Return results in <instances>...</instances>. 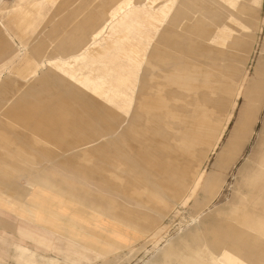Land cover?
<instances>
[{
	"label": "rangeland",
	"instance_id": "1",
	"mask_svg": "<svg viewBox=\"0 0 264 264\" xmlns=\"http://www.w3.org/2000/svg\"><path fill=\"white\" fill-rule=\"evenodd\" d=\"M140 1L130 0L118 9L113 0H0V85L13 79L25 90H47L53 97L52 84L70 90L68 81L77 82L81 75V83L93 79L100 88L91 93L119 108L112 114L90 103L100 117L94 125L97 129L108 130L110 124L122 125L132 118L181 150L182 159L193 158L200 179L191 174L183 178L164 156L141 154L131 140H124L128 152L115 153L108 147L101 154L74 159L77 149L64 150L63 142L43 137L46 130L37 115H7L3 108L15 92L0 94V135L6 137L0 138V166L12 168L25 194L20 201L14 190L0 186V211L12 206L16 233L23 227L41 226L47 242L41 251L45 257L19 243L15 254L22 259L0 260V264H58L52 243L58 234L66 239V256L60 260L70 264H178L171 256L174 249L187 255L188 264H207L202 226L214 227L220 239L232 242L236 237L247 239L243 227L236 225L241 220L256 237L247 250L251 257L258 251L252 258L264 264V0L236 1L246 8L242 14L228 7L230 0H170L167 6L165 0ZM217 28L226 34L221 36ZM234 48L239 58L231 61L228 56ZM56 62L64 66L54 75L48 66L54 68ZM43 76L48 78L39 84ZM221 87L228 88L227 95H222ZM86 100L81 96L76 101L85 105ZM79 111L87 118L92 115ZM27 120L36 128L19 134L18 127L22 130L21 122ZM88 131H81L87 144L91 143ZM72 132L62 131L61 136ZM14 141L40 161L15 147ZM66 155L74 160L71 164L61 163ZM139 160L153 166L159 183L150 186L159 190L157 196L136 179L135 168L151 175L138 167ZM88 162L96 174L83 176L80 169L88 171ZM113 164L126 173L125 178L111 172ZM49 173L60 179L55 190L61 194H52L50 188L46 210L32 203L35 191L29 186L35 177L43 179ZM210 177H218L221 186L208 203L201 188ZM45 182L53 185L51 178ZM133 192L159 210L143 207L128 196ZM77 206L84 208L79 212L84 215L77 213L76 221L85 226L74 235L70 222L81 211ZM56 207L62 219L56 218L52 210ZM181 242L185 246L179 248ZM225 245V250L238 251L240 257L250 255L236 241ZM3 252L0 259L6 257ZM163 252L171 254L165 258Z\"/></svg>",
	"mask_w": 264,
	"mask_h": 264
},
{
	"label": "bare ground",
	"instance_id": "2",
	"mask_svg": "<svg viewBox=\"0 0 264 264\" xmlns=\"http://www.w3.org/2000/svg\"><path fill=\"white\" fill-rule=\"evenodd\" d=\"M129 1L130 0H113V3L118 7V9H122L123 7H125V5L128 4ZM236 1H238V0L228 1L229 2L228 7H230L231 10L235 11L236 14L238 11H240V13L245 12L246 8L242 7L240 5H237ZM140 2H142V0ZM169 3L170 2L166 3V6L169 5ZM244 6H246V5H244ZM29 8L30 7L28 6L25 9L27 11H29L30 10ZM162 11H164V10H162ZM126 13H127V11H126ZM163 17H164V15H163ZM201 21L203 22L204 20L201 19ZM229 24L232 26V24H233L232 20L229 21ZM207 29L211 30L210 26L207 27ZM218 30L220 31L221 36L226 34L225 31H222L220 29H218ZM232 39L235 40L234 37H232ZM193 44H194V39H193ZM218 44L222 45L223 42L219 41ZM235 48L230 50V53L228 56L231 58V61H233L232 59L239 58V57H236ZM90 60H91V58H90ZM54 65H55L54 68L49 65L48 69H49V72H53V74L55 75V74H58V72L55 71L56 68L63 67L64 65H62L58 62L54 63ZM87 65H88L87 63H86V65H82V70L85 69ZM211 65H213V64H211ZM236 65H238V64H236ZM217 67H218V65H216V68ZM231 69H232V67H231ZM231 73H232V71H230L228 75L231 76ZM72 76H74V75H72ZM46 78H48V76H43L42 79L38 80L39 84L42 83L43 81H45ZM64 78L65 77L63 75H59V79H64ZM82 79H84V75L79 76V81H77V82L75 80H73V81L71 80V81L66 82L69 85L71 91L68 88L59 89L57 87L58 86L57 84H52L51 88L56 90V91H53V93H52L53 97H48V94L51 93L50 91H47V90L44 91L41 89L40 90L36 89L37 91L35 89L25 90L23 88L22 84H16L13 79H10L7 83V86H6L7 89H6L5 93L8 91H13L16 93V95L14 96V98L10 102L6 103V105L3 109L5 110V112H8L7 115L11 116V117H17V116H22V115L26 117V115H30V114H35L38 117H40L41 118V120H40L41 126L40 127L44 128L46 130L43 137L46 139L50 138L53 140V142H58V143L63 142L64 143L63 144L64 150H67L69 148L77 149L78 153L76 154L77 156L74 157V159H79V158L81 159V158L87 157L90 154H92V155L93 154H101L102 153L101 151L105 148L108 149V147L111 148L113 151H115V153L118 152V153L122 154V153L128 152L125 148L124 140H126V141L131 140L134 143L135 150L139 151L141 154H149L155 159H158L159 156H162V157L164 156V159L168 163L171 164L170 166H171V168H173L172 171L179 170L180 171L179 174L181 176H183V178L185 176H189L191 174V175H196L197 180L200 179L198 177L199 172L197 170V165H196L195 161L193 160V158L189 159V157H188V159H184V158L182 159L181 158L182 157L181 150L176 149V148H172L170 145H168L166 142H164L160 137H157V135H155V134H153L147 130H144L132 118H128V121H126L122 125H117V124L112 123V124H110V128H108V130H104L102 128L97 129L94 125H95V122L97 120H100V117H99V114L97 113L98 111L96 109H94L92 106H90V103H96V105H99V107H101V109H104V110L108 109L109 111H111L112 114L118 113L119 108L117 109L114 106H110V104L108 105V104L102 102V100L100 98V94L95 95L94 92L91 93V91L96 90L98 87L96 85V83L93 81V79L86 81V83H81ZM10 82H13L14 84H10ZM228 83H227V85H228ZM222 84H223V82H222ZM36 86H38V85H36ZM200 87L201 86H199V88ZM56 88H58V89H56ZM98 88H100V86ZM190 88L195 89L196 85H194L190 82ZM213 88H215V86H213L212 89ZM221 88H222V90H221L222 95H224V96L227 95L228 94V88L227 87H221ZM215 89H213V90H215ZM81 96L87 97V100H86L87 105L86 104L83 105L82 101L77 103L76 100L78 98L80 100ZM128 98H130V97H128ZM158 99L160 100L159 97H158ZM26 101H27V103H26ZM27 104H29V107H27L28 109L26 108V106H23V105H27ZM81 104L83 107L80 106ZM79 109H81V110L84 109L86 112L89 113V115L92 112V115L89 116V118H87V117L82 115V113L79 111ZM4 110H3V112H4ZM119 116L122 118V116L120 114H119ZM122 121H123V119L121 120V123H122ZM6 123H7V126L9 127L10 123L7 121H6ZM21 123L23 125L22 130L19 129V127L17 126L18 127L17 132L20 131L19 134L22 133L23 135H27L29 130L32 131L36 128V126L34 125V122L31 120L22 121ZM82 124L83 125L86 124V125H84L86 129L82 128L83 127V126H81ZM11 129L16 130V128H14V127H11ZM68 129L72 130L75 133L73 134V132H72V134L70 133L69 135H67V137L61 136L62 135L61 132L67 131ZM82 130L83 131L89 130L88 133H90L91 143L87 144V140L83 139L84 136L81 132ZM3 137L6 139L5 136L0 135V138H3ZM13 143H14L15 147L22 150V152L32 154L33 157H35L37 159V161L39 159H41V158L35 156V154H33L32 151H30L28 149L27 150L23 149V148H21L22 146L19 147L18 143H16L15 141ZM73 143H75L76 147L73 146ZM61 160H62L61 163L64 165L71 164L74 161V160H71L69 158V156H67V155L62 157ZM137 165H138V167L147 171L148 175H150V174L151 175L149 177H147L141 171H139V170H137V168H135L134 170L137 173L136 179L145 187V189H147V191L149 193H152L155 196H157L159 194V192H158L159 190L153 191L151 186H150L151 183H155V184L159 183L158 180H156L153 177V175H156V173L153 171V168H152L153 166L152 165L149 166L147 163H145L142 160H139ZM86 169L88 171H86L84 168L80 169V172L84 174L83 176H86L87 173H91L93 175L96 174V172H94L95 170H93V168L91 166V162H88V164L86 165ZM120 169L121 168L118 167L116 164H113L112 166H110V170H111V172H113V174L120 176V177L123 176L125 178L126 173L125 172L123 173L122 169L121 170ZM119 171H121L122 174L119 175ZM13 172L14 171L12 170V168H10L8 166H6V167L4 165L0 166V175H3L7 178L9 177L11 179L12 178L17 179L15 176L16 174H14ZM12 175H14L15 177ZM95 177H96V175H95ZM96 178H97L98 182L103 181V178H100V177H96ZM129 181H131V180H129ZM125 183H127V182H125ZM141 184H140V186H141ZM220 186H221V181L218 177H215V178L210 177L209 179H207L204 182L201 190H204L205 193L208 195V198H209L208 203H210L217 196L218 192H220L219 191ZM113 190H115V189H113ZM128 196L129 197L131 196L139 204H141L145 208H148L149 210L150 209L155 210V211L159 210L158 207L155 204L149 202L145 196H142V195H140L138 193H134V192ZM244 224H245V220H241L237 223L238 226L243 227V229L245 230V238L246 237H247V239L252 238V240L249 241L247 239H244L243 237H236V239L234 238V241H236L239 245L240 244L244 245V247L242 246V248L244 249V253L250 254L248 257L237 256L238 258H236V254L238 253V251H232L231 253L225 252V250H224L226 247L225 243H227L228 241L226 240L224 243L219 242V236L216 234V233H218V231L216 229H214L212 231V233H210V231L206 230L200 234L203 241L208 246L206 249L203 250L204 255L206 257L207 264H230V263H232V264H250L249 263L250 261L253 263L255 262V259L253 260L252 257L253 256L255 257V255L257 256L258 251L253 253L255 255H253L251 257V253L249 252V250H247V248L249 247L250 243H252V241L254 239H256V237H255V234L250 231L251 228L248 229V227L244 226ZM177 246L179 248L184 247L185 243L184 242L178 243ZM213 249H215L217 251V254L214 253ZM179 251H180L179 249L178 250L174 249V251H172L173 253L171 256H173L177 259L178 264H188L187 261L189 258L186 257L187 255L181 254ZM262 251L264 252V250H262ZM170 254H168L167 252H163V255L165 258L169 257L168 255H170ZM57 263L58 264H70L65 260L61 261L59 258H58ZM254 264H258V263L255 262Z\"/></svg>",
	"mask_w": 264,
	"mask_h": 264
},
{
	"label": "crops",
	"instance_id": "3",
	"mask_svg": "<svg viewBox=\"0 0 264 264\" xmlns=\"http://www.w3.org/2000/svg\"><path fill=\"white\" fill-rule=\"evenodd\" d=\"M165 2L168 3V2H170V0H165ZM237 14H242V13H240V11H238ZM9 80L10 79L6 80L5 82H3L0 85V94L1 95L6 94L5 93V91L7 89L6 86H7V83H8ZM10 84H14V83L10 82ZM37 170H38V168H37ZM53 174H55V173H53ZM53 174L51 176V174L49 173L48 177L43 178V179L35 177L33 179L34 183L29 186L31 189L33 188L34 191H35L34 192V196L32 197V203H34L35 205H38V206L45 207L46 210H48L46 208V203H47L46 196L50 194V191H49L50 188L53 189V190L51 189L52 190V194H61L59 191L55 190L56 187L59 186V185H57V182L60 179L55 177ZM50 178L53 179V182H52L53 185H50L49 183L47 184L45 182V181H48V179H50ZM55 178H57V180ZM16 181H18V180L9 179V178L8 179H2L0 177V186L2 188H4V189L10 188L11 191L14 190V194H16L17 199L20 200V201H23V199L25 197V194L22 192L23 188L21 187V184H19V182H16ZM74 188L77 189V186L74 187ZM75 209H78V210L81 209V211H77L76 213H74V215L72 216V221L70 222V224H72L73 227L76 230V232L73 230L72 234H74V235L78 233L77 232L78 230L82 229L83 225L85 226L84 223L83 224H81V223L79 224L76 221V217H79V215H82V216L84 215L83 213H79V212H83L84 208H81V207L77 206ZM52 210H54V214H56L55 215L56 218H58V219L61 218L62 219V217H59L58 216L59 214H57V212H58V208L57 207L52 209ZM77 213L79 215H76ZM13 214L14 213H13V207L12 206H11V208L9 210L6 209L5 211L4 210L0 211V251L1 250L6 251V253L3 252V255H6V257L3 258V259H0V260H3V261H10L11 259H15L16 261L21 260L22 258L15 254V245H18L19 243H21L28 250H33L36 253H38L39 255L43 256L42 249H45V245L43 243H47L46 240L43 239L46 236V231H44V229L41 226H34V228H33L34 230L30 229V228H27V227H23L22 228L23 230L19 231L20 233H18V232L16 233V231H15L16 227H15V224H14V215ZM86 216H88V213H86ZM43 218L46 219L47 216L44 215ZM119 218L122 219L121 217H119ZM86 223H88V221ZM121 229L122 228H120V230ZM202 230H203V232L208 230V231H210V233H212V231L214 230V227H207V226L203 225L202 226ZM125 232H127V231H125ZM216 234L218 236L220 235L219 232L216 233ZM57 236L59 238L57 237L54 241H52V243L53 242L55 243V245H54L55 246V250H54L55 254L54 255H55L56 258L60 259L61 257L66 256V254H64V251H66V249L63 248L64 247V242L63 241L66 240V239H64L59 234ZM226 240L231 245H232V243H234V241L231 242L228 239L222 240L219 237V242H221V243H224ZM225 252L231 253V251H227V250H225ZM237 254H236V258H238L237 256H240V255H237ZM43 257H45V256H43ZM249 263L250 264H254L255 262L253 263V262L250 261ZM230 264H232V263H230Z\"/></svg>",
	"mask_w": 264,
	"mask_h": 264
}]
</instances>
